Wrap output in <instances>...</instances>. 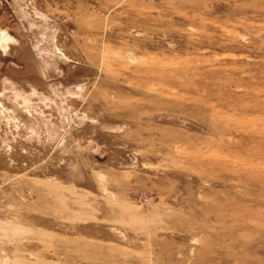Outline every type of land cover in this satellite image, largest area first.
I'll return each mask as SVG.
<instances>
[{
    "label": "rangeland",
    "instance_id": "rangeland-1",
    "mask_svg": "<svg viewBox=\"0 0 264 264\" xmlns=\"http://www.w3.org/2000/svg\"><path fill=\"white\" fill-rule=\"evenodd\" d=\"M0 264H264V0H0Z\"/></svg>",
    "mask_w": 264,
    "mask_h": 264
}]
</instances>
